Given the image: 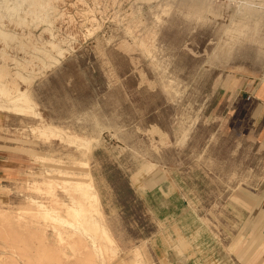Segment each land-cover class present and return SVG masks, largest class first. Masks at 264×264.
<instances>
[{
	"label": "rangeland",
	"instance_id": "rangeland-1",
	"mask_svg": "<svg viewBox=\"0 0 264 264\" xmlns=\"http://www.w3.org/2000/svg\"><path fill=\"white\" fill-rule=\"evenodd\" d=\"M49 1L48 25L2 21L14 39L0 41V65L11 75L33 72L29 90L45 123L94 143L85 157L57 139L34 138L30 127L38 120L0 114V264H46L37 263L45 244L31 237L36 226L18 227L15 220H36L37 204L51 206L36 188L57 178L49 168L55 164H87L117 250L104 264H130L136 253L137 264H158L148 241L161 230L157 219L166 217L159 191L184 197L185 232L198 226L194 211L206 234L223 238L230 222L238 237L237 208L249 210L264 192V131L243 118L264 90V22L233 44L226 31L242 20L247 2L264 17V0ZM44 54L54 60L45 68ZM55 195L68 201L59 190ZM175 204L173 198L169 206ZM47 234L53 251L50 228ZM87 247L75 254L67 248L69 258L57 255L56 264H100L90 257L86 263Z\"/></svg>",
	"mask_w": 264,
	"mask_h": 264
},
{
	"label": "bare ground",
	"instance_id": "bare-ground-1",
	"mask_svg": "<svg viewBox=\"0 0 264 264\" xmlns=\"http://www.w3.org/2000/svg\"><path fill=\"white\" fill-rule=\"evenodd\" d=\"M24 6H26L27 9L23 10ZM51 11H53V6L49 0H0V41L7 42L8 40L14 39L12 34L2 30L1 26L4 19L13 21L21 27L27 25H39L41 23L49 24V13ZM242 11V20L239 19L240 22L236 26L234 25L230 31L228 30L229 28L226 31L229 44L238 41L241 37H244L247 32L252 31L254 33L259 28L261 22H264V17L261 16L263 9H255L252 2L244 4ZM58 48L60 49V47ZM143 52H145V49ZM46 54H44L40 61V64L42 65L41 67L43 68L49 66L51 62H54L53 58ZM33 79V72H30L25 76L19 73L11 75L5 66L0 65V114H11L10 116L13 115L21 120H25V118L36 119L39 121V124L30 127V133L34 138L45 143L57 139L64 145L78 148L81 155L85 157L89 156L94 141L77 137L64 131V129L62 130L60 127L52 126V124L50 125L43 121L41 118L42 115L40 116L37 112L36 103L32 98V89L31 91L29 90V86L34 81ZM19 83H24L27 88L24 91H21L18 87ZM86 165L83 164L82 167L77 168V173L80 172V170L84 171L82 172L83 177H78L77 179L65 177V175L75 173L68 172L63 166L56 167L55 173L58 175L55 179L56 182L44 184L45 189L43 190L45 191V194L51 198L53 208L48 209L47 207H44V205L37 204L39 211L36 215L38 214V219L33 220L32 218L31 220L34 221L33 225L39 224L40 222L54 223L51 232L56 240L55 249L63 252L62 254L64 258H69L67 248L72 254L79 251L78 248L74 246V243L77 240H81L89 246L88 248L91 252L92 258L99 259L101 264L106 263V261L109 263L111 258L116 254L115 248L113 247V241L109 231H107L100 220L97 219L100 212L99 199L92 184L91 176H89L87 170L88 167L86 169ZM36 190L42 191L40 188H36ZM57 190L69 198L68 203L57 198L55 195ZM69 212H71L70 215L68 214ZM1 218L3 221L7 222L8 227L12 225L10 223L11 220L9 221L7 216ZM15 221V225L18 223L20 227H22V225L25 227L27 226V223H30V220H27V218L24 217ZM37 234H41L39 236L41 239H48L47 231H42ZM63 249H65V251H62ZM134 257L133 262L135 263H138L141 259L139 253L134 254Z\"/></svg>",
	"mask_w": 264,
	"mask_h": 264
},
{
	"label": "crops",
	"instance_id": "crops-1",
	"mask_svg": "<svg viewBox=\"0 0 264 264\" xmlns=\"http://www.w3.org/2000/svg\"><path fill=\"white\" fill-rule=\"evenodd\" d=\"M255 95L257 96V98H255V100L253 101L251 100L250 103V106L252 108L251 111L248 109L243 118H245L246 122L253 120L254 124H258L256 132L262 133L264 131V90L262 91V93L257 92ZM254 109H256L255 112ZM250 128V126L244 125L243 132H245V134L247 135L252 134L253 131L251 132ZM76 149L79 150L78 148ZM26 153L34 157L35 159L42 158L41 155L36 154L32 151H28ZM82 165V163H79L78 166H63V168L68 172L75 173L65 175V177H71V179H77L78 177L82 178V172L84 171L80 170V172L77 173V168L82 167ZM3 167V161L0 160V175L3 174ZM56 167L62 166L56 164L49 166V168H51L53 172H55ZM150 170L151 167L147 166L142 171L148 172ZM55 179V177H48L45 184L55 183ZM43 192L45 193V191ZM159 194V200L163 201L166 205L165 208L164 206H162V208H160V211L166 212V217H164V219H157V217L155 218L158 220L157 222H159L158 225L161 226V230H156L155 233L150 236V239L148 241L152 252V255H150L152 262H156L158 264H264V192H262L257 198H255L254 205L249 210L246 207L237 208L236 213L239 215V221L238 223H235L233 230L235 232L239 231L240 234L235 238H232V226L230 222L229 229H227L224 225L223 238H216L215 236H212L209 231H207L208 233L206 234L205 228H202L200 220L197 214H195L196 212L194 211H191V219L193 221V226L196 223H198V226L193 229L191 234L185 232V223L183 216H185V213H187L188 209L190 208L185 206L186 203L184 197L180 195L174 197L173 194L165 195L166 193L163 191H159ZM173 198L176 202L174 208L169 206ZM67 199L68 201L66 203L69 202L68 197ZM243 200L249 203V200ZM223 207V215H230V211L232 210L231 207ZM47 208H53L52 204ZM156 212L157 211H152L153 216L157 215ZM68 214L70 215L71 212H69ZM31 219H29L30 223H27V225L32 227L36 226L35 231L31 232V237L38 241L39 244H45L43 247L44 249H40L38 252L39 258L37 260V263H42L41 261L45 259L46 264H56V262L59 260L57 255L63 257V252L57 251L55 248L53 251H50V247L46 245L48 239H41L39 237L41 234H37L41 233L42 231H47V228H50L52 231V226L54 225V223L41 222L39 224L33 225L34 221H32ZM97 219L100 220V222L107 229L105 223L103 222L101 212H99V216L97 217ZM227 221L225 219V222ZM171 222H173V224H171ZM158 225L156 224L155 226L158 227ZM16 226L20 227L18 223L16 224ZM54 241L56 247V240ZM74 246L77 247L78 250H80L81 247H86L87 245L84 241L77 240L75 241ZM113 247L115 248L114 241ZM62 251H65V249H63ZM115 253L117 254L116 249ZM89 257V260H94L90 252V255L87 257L86 263L89 261ZM134 258V255L131 256L130 264H137L133 262Z\"/></svg>",
	"mask_w": 264,
	"mask_h": 264
}]
</instances>
